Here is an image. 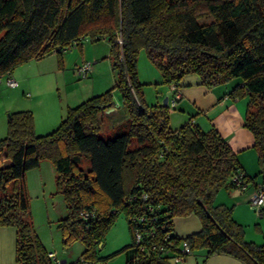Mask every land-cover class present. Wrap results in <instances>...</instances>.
<instances>
[{"label":"trees","instance_id":"obj_1","mask_svg":"<svg viewBox=\"0 0 264 264\" xmlns=\"http://www.w3.org/2000/svg\"><path fill=\"white\" fill-rule=\"evenodd\" d=\"M82 36L109 42L113 86L67 107L58 126L42 135L31 110L11 111L0 138V226L16 227L15 263H61L47 256L27 217L25 171L49 159L66 208L58 220L62 241L84 244L80 262L106 264L93 252L123 212L131 236L123 264H171L189 253L202 261L225 253L264 264V243L245 240L232 208L213 200L221 186L236 189L231 177L239 172L247 188L264 186V0H0V78L30 59L60 55ZM140 49L167 88L179 90L189 72L207 86L236 79L229 95L247 96L243 125L254 139L255 175L240 169L215 127L203 130L190 118L171 129L169 106L145 102ZM114 91L127 111L125 130L103 138L99 115L113 105ZM189 214L201 229L179 237L172 218Z\"/></svg>","mask_w":264,"mask_h":264},{"label":"rangeland","instance_id":"obj_2","mask_svg":"<svg viewBox=\"0 0 264 264\" xmlns=\"http://www.w3.org/2000/svg\"><path fill=\"white\" fill-rule=\"evenodd\" d=\"M90 54L97 55L96 61L90 59L95 72L90 70L91 73L89 72L86 77H77L74 69L86 62ZM108 54L109 42L107 40L85 41L81 46L72 47L61 52L60 55L56 52H49L40 59H30L15 67L12 72L15 73L16 79L23 77L29 78L30 81H38L36 84L40 91L46 93L51 100L57 101L58 106H63L66 109L68 105L66 100H71V97L82 92L83 95H96L113 86L115 72L111 69ZM55 67H59L60 71L56 72ZM136 67L137 78L142 84L145 102L148 105L156 104L158 101L156 94L163 93L166 88L160 83L161 77L157 65L149 59L145 49L138 51ZM235 82L236 79H232L225 83L207 86L200 82L199 76L195 72L184 74L179 82L183 98L177 102L175 107L169 106L168 108L170 128L177 129L190 118L194 119L203 130L212 127L213 124H210L209 121L215 116L214 110L218 108L219 102L223 101V93H229ZM26 85L28 86L27 83H20L16 87L17 95L21 98L19 110L25 109L29 99L33 98V93L25 87ZM239 99L241 101L238 103V107L242 106L245 112L247 96H240ZM161 100L163 102L162 96ZM31 101L33 105H36V99L33 98ZM113 106L116 108L115 112L109 114L104 110L99 115V134L103 138L114 135L113 133L119 131V127L123 131L125 130V120L128 115L117 91H114ZM60 121L61 119L57 118L56 124L52 128L49 130L35 129V133L38 135L48 133L56 128ZM115 123L118 124L115 125ZM249 132L251 131L249 130ZM79 165L83 168L87 166L83 157L80 158ZM25 182L28 195L27 217L45 250L54 252L61 262L60 264H81L79 259L83 254L84 244L78 239L71 241L68 245L64 244L58 227V220L66 215V208L62 195L56 191L55 169L52 162L49 159H43L39 166L26 170ZM235 190L237 189L233 187L221 186L216 190L214 196L218 194L217 199L227 200L230 194H239ZM240 192L242 193V191ZM253 212L258 216L255 211ZM253 225V222L250 221V225L246 227L249 238L252 237L250 232L253 230ZM253 236L251 239H257L256 241L260 243L264 242V237H262L264 235L255 236L253 234ZM130 240L127 219L125 214L120 212L97 244L93 256L103 260L106 264H123L125 252L122 251V248Z\"/></svg>","mask_w":264,"mask_h":264},{"label":"crops","instance_id":"obj_3","mask_svg":"<svg viewBox=\"0 0 264 264\" xmlns=\"http://www.w3.org/2000/svg\"><path fill=\"white\" fill-rule=\"evenodd\" d=\"M96 61L97 55L90 54L86 61L91 63V71H94L92 61ZM54 70L60 71L59 67H55ZM75 73V69H74ZM91 73V72H90ZM11 77L17 81L16 86H8L3 83L4 80L0 81V138L6 134V120L7 115L11 111L19 110V104H21V98L17 95V86L20 83H27L25 87L31 90L33 98L36 99L35 104H32V99H29L27 107L25 109L31 110L34 118V130L44 129L49 130L52 128L57 121V118L62 119L65 108L58 106L57 101L51 100L46 93L40 91L36 84L38 81H30L23 77L16 79L15 73H10ZM76 75V73H75ZM77 76V75H76ZM78 77V76H77ZM31 83V84H30ZM7 85V86H6ZM81 85V84H80ZM180 87V85H179ZM163 93L156 94L158 97V103H161V96L163 100L166 96V90ZM180 97L178 101L183 98L182 88L178 90ZM72 95V94H71ZM85 96V97H83ZM41 97V98H40ZM90 97V95H83V92L75 97H71V100H66L67 107L75 106L84 99ZM160 97V99H159ZM223 101L219 102L218 108L214 110L215 116L209 121L212 126L215 127L222 137L228 142L232 151L240 164V169L243 170L249 176L256 174L257 161L256 151L253 149V135L243 125L244 111L243 107H238V103L241 101L238 97H231L229 93H223ZM31 101V102H30ZM177 104V103H175ZM176 106V105H175ZM174 106V107H175ZM66 107V108H67ZM22 108V107H21ZM24 109V108H22ZM115 107L112 105L111 109H106L107 113L115 112ZM103 113V112H102ZM127 120V119H126ZM125 120V121H126ZM116 122V120H114ZM196 123V121L193 119ZM118 123H115L117 125ZM27 179V178H26ZM257 180V178H255ZM253 184L250 185L242 193L235 190L239 194H230L227 200L217 199L218 194L213 196L214 203H221L232 208V217L244 228V239L247 241H253L256 244H261L253 238V234L264 235V207H262L261 213L256 216L253 210L248 206V199L253 192ZM219 200V201H217ZM250 221L253 222V230L250 232L252 237H248L249 233L247 226L250 225ZM173 230L179 237H185L190 233L197 232L201 229V223L198 217L194 214L185 216H174L172 218ZM252 224V223H251ZM264 237V236H262ZM249 238V239H247ZM15 242H16V227L15 226H0V264H16L15 263ZM264 243V242H262ZM63 262V261H62ZM171 264H249L235 256L225 253H215L209 255L205 260H201V256L193 253L187 254L182 260H170Z\"/></svg>","mask_w":264,"mask_h":264},{"label":"built area","instance_id":"obj_4","mask_svg":"<svg viewBox=\"0 0 264 264\" xmlns=\"http://www.w3.org/2000/svg\"><path fill=\"white\" fill-rule=\"evenodd\" d=\"M85 42L87 41L86 37H80L78 40L73 41L71 43L70 47H63L61 48V52H64L66 50H68L69 48L72 47H76V45L78 44V42ZM119 41V39H118ZM57 49H54V51H56ZM91 70V63L86 61L83 62L82 64L78 65L75 68V73L78 77H86L88 75V73ZM4 80V82L8 85V86H16L17 85V81L11 77L10 74L4 76V78H0V81ZM166 98H167V103L166 105L168 106H174L176 101L178 100V98L180 97V93L177 89H175L174 84H170L168 86V89L166 90ZM231 181L233 182L234 187H236L237 190L239 191H245L247 188V181L244 179L243 174L242 173H236L231 177ZM248 205L251 209H253L255 211V213H257V215L259 214V210L262 206H264V186L262 185H258L253 192L251 193V195L249 196L248 199ZM91 214V212H83L82 213V217H88ZM137 238H139V236L137 235ZM183 246V250L185 253H189V247L188 244L186 242L182 243ZM47 256L52 259L54 262H59V260L57 259L56 255L54 252H48ZM184 257L183 256H179V257H174L175 260H182ZM81 264H104L102 262H98V261H91V260H86V259H82L81 260Z\"/></svg>","mask_w":264,"mask_h":264},{"label":"water","instance_id":"obj_5","mask_svg":"<svg viewBox=\"0 0 264 264\" xmlns=\"http://www.w3.org/2000/svg\"><path fill=\"white\" fill-rule=\"evenodd\" d=\"M163 103L166 105V103H167V98L166 97L164 98ZM108 109H111V107H109Z\"/></svg>","mask_w":264,"mask_h":264}]
</instances>
